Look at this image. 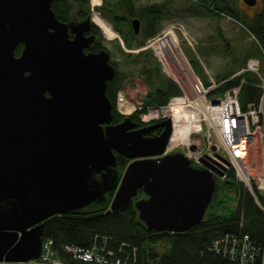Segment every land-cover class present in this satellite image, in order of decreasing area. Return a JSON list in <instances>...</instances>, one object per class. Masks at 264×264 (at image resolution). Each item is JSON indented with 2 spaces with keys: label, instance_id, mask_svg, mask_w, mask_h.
I'll return each instance as SVG.
<instances>
[{
  "label": "water",
  "instance_id": "water-1",
  "mask_svg": "<svg viewBox=\"0 0 264 264\" xmlns=\"http://www.w3.org/2000/svg\"><path fill=\"white\" fill-rule=\"evenodd\" d=\"M53 1L0 0V264L39 257L48 218L106 201L112 188L107 212L133 201L148 229L186 231L205 220L224 175L182 150L163 154L170 118L157 136L131 117L111 124V51L86 50L93 17L71 24V37ZM132 23L139 33L141 18ZM117 152L130 159L120 182Z\"/></svg>",
  "mask_w": 264,
  "mask_h": 264
},
{
  "label": "trees",
  "instance_id": "trees-1",
  "mask_svg": "<svg viewBox=\"0 0 264 264\" xmlns=\"http://www.w3.org/2000/svg\"><path fill=\"white\" fill-rule=\"evenodd\" d=\"M59 1L61 9H65V11L72 9L75 4L74 0ZM77 2L82 8L90 7V0H77ZM193 3L211 16H220L226 12L241 20L264 46V5L254 16L249 17L234 4H231L230 0H193ZM112 4L111 12L106 9L109 7L106 0L105 6L98 7L120 32L128 47L144 45L149 37H154L159 31L165 9L164 3L137 5L136 0H116ZM56 12L60 19L63 18L62 12L58 10ZM137 16L143 22L140 35L136 34L131 24L133 18ZM122 22L128 27H122ZM96 31L99 33V40L92 45L94 51L106 46L102 41L103 32L98 25H96ZM118 43L122 47V43L120 41ZM22 48L23 44H20L16 53L20 54ZM127 52L128 55H131L130 51ZM140 52L143 60L139 74L145 76L149 90L143 100L142 108L137 109L136 114L145 112L150 105L159 107L166 104L172 95L181 92L177 82L162 72L161 62L152 50L144 48ZM259 52H261L260 49ZM235 73L236 71L222 76L218 81L223 82L216 90L223 93L231 87L241 85L240 98L243 108H246L249 103L260 98L262 88L257 81L245 78L242 73L234 75ZM130 74L135 73L130 72ZM125 78L126 74L117 71L114 78L108 81L106 92L115 107L117 94ZM244 79L245 81H243ZM206 83L210 84L211 82L206 80ZM117 159L118 167L121 169H124L130 161L128 157L119 152ZM235 175L232 169L226 178ZM255 191L258 199L248 188L242 187L238 205L232 212L207 214L204 221L188 230L173 232L148 229L139 220L134 202H130L120 211L107 212L111 198L115 193V189L112 188L107 191V200L96 207L89 206L48 218L44 236L54 239L55 247L60 255H62L64 244L90 245L98 235L100 237L107 236L110 246L117 251L120 246H123V252L120 254L124 258L128 257L130 264L134 260V249L137 254V264H225L228 260L209 251L210 244L221 235L229 232L248 233L254 242L264 246V192L257 188ZM160 245L163 246L162 251L159 250Z\"/></svg>",
  "mask_w": 264,
  "mask_h": 264
},
{
  "label": "built area",
  "instance_id": "built-area-1",
  "mask_svg": "<svg viewBox=\"0 0 264 264\" xmlns=\"http://www.w3.org/2000/svg\"><path fill=\"white\" fill-rule=\"evenodd\" d=\"M172 32L175 33L174 27L164 31L163 35L150 38L143 47L154 48L163 67L174 75L181 89L166 104L149 113H143L150 114L148 119L171 117L173 120L171 139L175 143L170 147V139L163 154L179 149L192 160L195 167L203 168L207 164L214 168L225 167L221 177L235 169L247 188H257L264 192V172L257 174V164L252 165L250 161L252 154H255L252 161H259L260 157L264 165V75L261 72L260 57L250 56L243 70L251 69L259 74L258 85L262 88V93L257 101L243 108L241 85L219 93L216 88L221 83L212 79L210 84H205L190 62L177 61V56L184 59V51L178 38H172L170 43L174 51L168 45L162 44V40ZM117 104L122 113H132L137 109V105L131 103L123 90L118 93ZM197 133H203L204 136H194ZM193 145L195 148H192ZM254 149L259 154L253 152ZM256 198L258 199L257 195ZM209 251L228 260L225 264H264V246L254 242L248 233L229 232L221 235L213 240ZM121 252L123 246L117 251L110 246L107 236L97 235L90 245L64 244L60 255L54 239L44 236L40 256L22 263L130 264V259L124 258ZM134 252L131 264H137L135 249Z\"/></svg>",
  "mask_w": 264,
  "mask_h": 264
},
{
  "label": "rangeland",
  "instance_id": "rangeland-1",
  "mask_svg": "<svg viewBox=\"0 0 264 264\" xmlns=\"http://www.w3.org/2000/svg\"><path fill=\"white\" fill-rule=\"evenodd\" d=\"M115 1L106 0L109 7L105 8L111 12L113 9L112 3ZM158 2L164 3L165 9L156 35H163L164 31L175 25V32L184 51V59H180V62H190L192 66L194 65L195 68H193L202 77L205 84H207L206 80L212 82L211 79L213 78L218 83H222L223 81H218L222 76L232 74L235 71L234 75L242 73L249 80L260 81V76L256 71L251 69L243 70L242 68L246 66L250 56H259L262 61L261 72L264 75V46L261 45L257 36L241 20L226 12H223L220 16H211L203 11L202 8H198L193 3V0H136L137 5H149ZM104 3L105 0H102L101 4L95 6L90 0L88 9L92 11V17L95 9L106 16L98 7L100 5L105 6ZM230 3L234 4L235 7L242 10L249 17L254 16L264 5L263 0H257L255 4H249L246 0H230ZM92 22L97 24L94 20ZM121 25L124 28L128 27L124 22ZM98 27L103 32L104 38L102 41L106 45L105 47L111 51L112 62L118 67L117 70L121 74H126L120 90L125 92L131 102L137 106L140 105V103L144 102L143 100L149 90L145 76L139 74L143 60L140 51L153 36L149 37L144 45L128 47L120 32L117 37L111 39L107 37L102 27L99 25ZM118 41L122 43V47ZM145 48L152 50L158 58L154 48L150 46ZM259 49L261 52H259ZM127 51H130L131 55H128ZM161 68L162 72L169 76L162 63ZM130 72L135 74L131 75ZM156 108L157 106L150 105L146 112L149 113ZM142 117H150V114H142ZM194 136L201 138L204 134L197 133ZM253 152L259 154L255 149ZM255 157V154H252V158ZM252 158L250 160L252 165L257 164L255 168L258 170L257 174L263 173L264 165L261 158L259 157V161H252ZM124 170L125 168L121 169L118 166L115 168L114 177L118 182H120ZM234 172L235 176H229L228 178L226 176L219 177L220 187L209 208L208 215L210 213L228 214L237 207L240 190L242 187L247 188V185L237 176L235 169ZM100 204V201H95L90 206L96 207ZM162 249L163 246L160 245L159 250L162 251Z\"/></svg>",
  "mask_w": 264,
  "mask_h": 264
},
{
  "label": "flooded vegetation",
  "instance_id": "flooded-vegetation-1",
  "mask_svg": "<svg viewBox=\"0 0 264 264\" xmlns=\"http://www.w3.org/2000/svg\"><path fill=\"white\" fill-rule=\"evenodd\" d=\"M74 7L68 11H65V9H61V4H60V1L59 0H54L53 1V4H55V8L53 6L54 9L62 12V15H63V18H61V20L65 21V22H68L70 24V35L71 37H74L75 36V32L72 31V27H71V24H75V23H78V22H83L85 20H87V18L91 17L92 16V11H90L88 8L84 7L82 8L81 6H79L77 0H74ZM55 10V11H56ZM57 13V12H56ZM58 16V15H57ZM94 20V19H93ZM96 25L94 22H91V26L89 28V30H87L85 33L86 35H95V39L94 41L91 43V45L86 48V50H92V45L95 44L98 40H99V33L96 31ZM142 25H143V22L141 21V29H140V32L139 33H136L137 35L140 33L142 34ZM132 26H133V23H132ZM171 27H174L175 29V25H172ZM134 28V27H133ZM176 34V32H175ZM177 38H178V35L176 34ZM152 38V37H151ZM179 40V38H178ZM103 48V47H101ZM144 49V48H143ZM111 61H112V58H111ZM161 62V61H160ZM114 63V62H112ZM118 68V67H117ZM165 69V68H164ZM118 71V70H117ZM168 72V71H167ZM169 73V72H168ZM169 76L174 79V81L177 82L176 78L174 77V75L170 74L169 73ZM178 84V83H177ZM180 87V86H179ZM119 93V92H118ZM173 96V95H172ZM118 97V95H117ZM128 98V97H127ZM171 98V97H170ZM113 102V101H112ZM132 104H135L133 102H131ZM136 105V104H135ZM141 106V107H140ZM143 106L142 103H140V105L137 106V109H141ZM114 103H113V119L111 121V124H117L123 120H125L127 117H131L132 121L131 122H135L136 124L133 126L132 129H139V128H144V127H149L147 128L145 131H144V135H147V136H157V135H160L167 127V124L166 122H164V120L170 118L171 120V126H172V130H171V133H170V138H169V141L171 139V135H172V132H173V120L171 119V117H161V118H155V119H148V117H142V113H139V114H136L135 110L134 112L132 113H122L120 110H119V107H118V104H117V98H116V107L114 109ZM146 112V111H145ZM118 113V114H117ZM168 141V143H169ZM167 143V144H168ZM174 150H179V149H174ZM173 151V150H171ZM118 153V152H117ZM107 194V192H106ZM146 194L141 190L139 195L136 197H142V196H145ZM135 198V199H136ZM133 202V201H131Z\"/></svg>",
  "mask_w": 264,
  "mask_h": 264
},
{
  "label": "bare ground",
  "instance_id": "bare-ground-1",
  "mask_svg": "<svg viewBox=\"0 0 264 264\" xmlns=\"http://www.w3.org/2000/svg\"><path fill=\"white\" fill-rule=\"evenodd\" d=\"M92 3L96 6V5L101 4L102 0H92ZM93 19L100 27H102V29L104 30V32L108 38L113 39L119 35V31L113 26L111 20L108 19L106 16H104L99 10H96V9L94 10ZM176 37H177L176 34L174 32H172V33L168 34L162 40V44L168 45V47H171L172 50L174 51V48H173L172 44H170V43H171L172 38H176ZM166 52H167V49H166ZM174 54H175V52H174ZM177 58H178L177 61H180V57L177 56ZM175 59H176V57H175ZM174 143H175L174 139H171L169 146L172 147L174 145Z\"/></svg>",
  "mask_w": 264,
  "mask_h": 264
}]
</instances>
